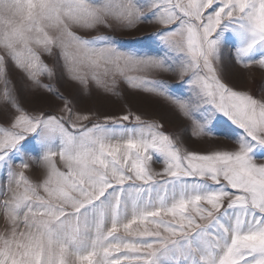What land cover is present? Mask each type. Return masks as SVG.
Returning <instances> with one entry per match:
<instances>
[{
	"label": "snow or ice",
	"instance_id": "obj_1",
	"mask_svg": "<svg viewBox=\"0 0 264 264\" xmlns=\"http://www.w3.org/2000/svg\"><path fill=\"white\" fill-rule=\"evenodd\" d=\"M153 22L162 56L80 34ZM229 39L237 63L264 70V0H0V264H264V87L223 79ZM12 72L64 100L62 114L26 110ZM134 73L173 74L188 92ZM42 77L113 94L120 78L194 135L226 118L234 146L188 151L131 112L89 126Z\"/></svg>",
	"mask_w": 264,
	"mask_h": 264
},
{
	"label": "rangeland",
	"instance_id": "obj_2",
	"mask_svg": "<svg viewBox=\"0 0 264 264\" xmlns=\"http://www.w3.org/2000/svg\"><path fill=\"white\" fill-rule=\"evenodd\" d=\"M160 25L156 23H140L133 28L114 26L112 29L100 28L96 31L81 32V35L92 37L96 35H108L114 37L124 50H136L141 53H147L153 56H162L165 49L160 42V38L155 35L160 30ZM235 40L226 41L223 49L222 63L218 65L223 79L237 89L250 90L254 95H260L264 87V70L258 65L244 67L237 63L235 59ZM46 63L52 66V59L44 57ZM134 75H146L148 79H163L172 85L173 91L177 95H186L188 86L182 85L177 76L173 74H145L134 73ZM11 78L19 90V99L22 106L30 111H44L49 114L60 115L64 107V100L58 99L52 93L43 90H34L31 83L23 80L17 72L11 73ZM45 83H52L58 92L67 99L69 107L74 112L81 115H88L90 121L81 123L91 126V122L111 123V120L105 121V117L119 118L129 112L140 115L143 120L156 121L163 125L165 133L179 136L183 147L188 151L199 154H206L213 150L231 149L234 146V140L231 138L230 124L226 123V118L220 117L215 122L213 132L194 135L195 124L192 120L182 117L177 113L174 106L154 93H149L139 88H132L123 80L118 78L117 92H106L97 88L93 83H89L87 88L75 81H70L66 77L48 80L47 77L41 78ZM122 123L132 126L136 123L134 118ZM161 162L155 160L151 163L154 171H160L163 168ZM32 175L31 172L28 173ZM4 176L0 172V183Z\"/></svg>",
	"mask_w": 264,
	"mask_h": 264
}]
</instances>
